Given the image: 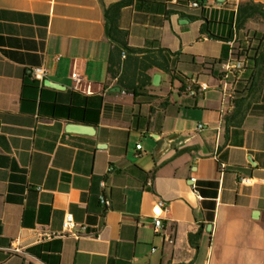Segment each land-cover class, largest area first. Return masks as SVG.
I'll return each instance as SVG.
<instances>
[{
  "label": "crops",
  "instance_id": "1",
  "mask_svg": "<svg viewBox=\"0 0 264 264\" xmlns=\"http://www.w3.org/2000/svg\"><path fill=\"white\" fill-rule=\"evenodd\" d=\"M120 1L0 0V264H264V0Z\"/></svg>",
  "mask_w": 264,
  "mask_h": 264
},
{
  "label": "built area",
  "instance_id": "2",
  "mask_svg": "<svg viewBox=\"0 0 264 264\" xmlns=\"http://www.w3.org/2000/svg\"><path fill=\"white\" fill-rule=\"evenodd\" d=\"M193 5H199L198 2H194ZM124 53L126 54V51H124ZM246 68V63L244 61H226L223 63V69H222V73L220 75V80L223 83V87L224 89L228 88V85H230V80L231 78L237 79L239 78L242 73L244 72ZM45 71L39 69V68H35L33 70V77L38 79L40 78V76H42L44 74ZM73 76L75 77L76 80H78V74L77 73H73ZM210 88V84L206 81L203 82H193L188 84L187 87V92L191 95H199L201 93H203L204 91L208 90ZM203 124H200V127H202ZM138 148L142 147V144L139 143ZM193 182L196 181V177H192ZM261 181L264 182V179H260ZM243 182L247 183V184H253L254 183V177L253 176H248V177H244L242 179ZM152 180H149V183H151ZM195 185V184H193ZM100 201L102 203H106L107 202V197L104 193H102L100 195ZM158 207L160 208L161 212L157 214V216L155 217V230L159 231L162 227H163V217H162V211H167L168 210V206L167 203L165 201V199L160 198L158 201ZM77 227V223L75 221V217L74 214L71 211H67L65 214V218H64V222H63V229L61 231H54L52 229L46 228V227H42V226H36L33 227L31 230L35 236V242H45V241H50L58 236H63L66 235L68 232H72L75 230V228ZM100 234H92L90 235V237L92 239H99L100 238ZM10 251L14 252V253H24L25 252V248L24 246L21 244L20 238L16 237L12 240L11 245L8 248Z\"/></svg>",
  "mask_w": 264,
  "mask_h": 264
},
{
  "label": "trees",
  "instance_id": "3",
  "mask_svg": "<svg viewBox=\"0 0 264 264\" xmlns=\"http://www.w3.org/2000/svg\"><path fill=\"white\" fill-rule=\"evenodd\" d=\"M132 0H121L118 2L120 6L126 5L130 3ZM200 5V3H198ZM249 16H260L264 18V5L261 3L257 4H250V3H240L239 4V25L246 20L247 17ZM257 35V34H256ZM255 35V43L251 44L249 46V51H248V64L246 65V72L248 73L249 71H253L259 64L260 60V55L259 51L261 49V38L256 37ZM121 44L124 49L127 50V52H149L147 49H141V48H134L129 46L125 41H121ZM148 54V53H147ZM264 54V52L262 53ZM262 56V55H261ZM156 60H152V64L156 63ZM243 78L239 80V89L238 92H240V86L242 83ZM201 237V232L197 233H192L190 238L191 242L195 245L198 246V241L199 238Z\"/></svg>",
  "mask_w": 264,
  "mask_h": 264
},
{
  "label": "water",
  "instance_id": "4",
  "mask_svg": "<svg viewBox=\"0 0 264 264\" xmlns=\"http://www.w3.org/2000/svg\"><path fill=\"white\" fill-rule=\"evenodd\" d=\"M220 1H225V0H220ZM78 129H82V127H78Z\"/></svg>",
  "mask_w": 264,
  "mask_h": 264
}]
</instances>
